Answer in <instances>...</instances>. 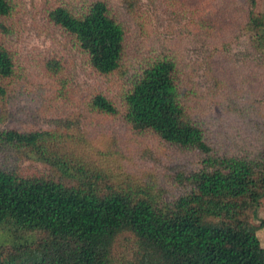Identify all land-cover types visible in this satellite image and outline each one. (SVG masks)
I'll use <instances>...</instances> for the list:
<instances>
[{
    "label": "trees",
    "instance_id": "1",
    "mask_svg": "<svg viewBox=\"0 0 264 264\" xmlns=\"http://www.w3.org/2000/svg\"><path fill=\"white\" fill-rule=\"evenodd\" d=\"M143 1L54 0L46 23L71 61L106 85L86 110L131 139L161 145L181 166L164 187L153 170L154 179L140 180L91 161L85 138L0 123V264H264L256 234L264 221L256 226L249 215L264 199L257 0H163L180 25L167 35ZM147 1L155 11L164 4ZM21 2L0 0L4 106L25 97L10 43ZM51 60L64 95L68 78L58 74L70 62ZM24 159L64 177L27 170Z\"/></svg>",
    "mask_w": 264,
    "mask_h": 264
},
{
    "label": "rangeland",
    "instance_id": "2",
    "mask_svg": "<svg viewBox=\"0 0 264 264\" xmlns=\"http://www.w3.org/2000/svg\"><path fill=\"white\" fill-rule=\"evenodd\" d=\"M21 1L14 9L16 13L12 15V24L10 21L9 25L11 24L13 30L10 43L17 53L21 73L16 81L21 85L25 97L18 94L15 105L0 104V123L35 124L74 135V139H77V136L85 138L86 149L92 153L91 161L100 158L105 164L107 162L114 172L121 171L124 175L140 180L154 179L151 175L153 170L158 174L159 183L166 187L172 172L181 166L179 158L171 157V153L161 145L131 139L123 134V130L118 126L109 124L102 117L86 110L84 103L92 91L104 90L106 85L99 79L95 80L92 75H87L80 64L71 61L70 53L63 49L64 41L59 35L53 37L51 27L46 23V12L54 0ZM160 2L164 3L163 0ZM142 5V8L156 12V15L163 19L165 27L169 26L167 29L161 28L164 35H167L168 29L180 27L170 13L173 11L171 2H165L157 11L147 0H144ZM255 10L264 16V0H257ZM57 57H63L71 64L67 63V69L63 67L64 72L58 74L60 78H68L64 80L67 84L64 95L60 93L57 78L50 77L49 70L53 69L51 59ZM69 69L73 72L72 78ZM77 86L80 89H77ZM86 128L89 135L84 134ZM94 153L97 158L91 157ZM22 167L56 178L64 177L63 173L57 172L51 166L30 159H24ZM249 215L251 222L256 226L264 221V199L257 209V215H254L253 210ZM256 234L264 246V228L257 229Z\"/></svg>",
    "mask_w": 264,
    "mask_h": 264
}]
</instances>
